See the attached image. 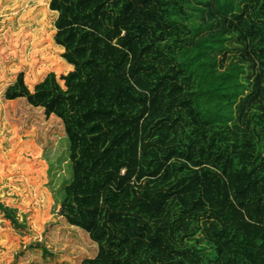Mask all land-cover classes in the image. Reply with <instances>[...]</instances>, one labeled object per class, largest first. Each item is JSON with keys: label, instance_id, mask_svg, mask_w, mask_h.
Wrapping results in <instances>:
<instances>
[{"label": "trees", "instance_id": "1", "mask_svg": "<svg viewBox=\"0 0 264 264\" xmlns=\"http://www.w3.org/2000/svg\"><path fill=\"white\" fill-rule=\"evenodd\" d=\"M48 8L71 69L3 115L22 160L67 139L72 178L14 264H264V0Z\"/></svg>", "mask_w": 264, "mask_h": 264}, {"label": "rangeland", "instance_id": "2", "mask_svg": "<svg viewBox=\"0 0 264 264\" xmlns=\"http://www.w3.org/2000/svg\"><path fill=\"white\" fill-rule=\"evenodd\" d=\"M49 1L0 0V264H14L25 244L42 239L72 178L67 139L58 143L53 163L22 160L27 141L21 144L3 115L5 91L20 73L33 90L49 73L59 77L71 69L55 42L57 13Z\"/></svg>", "mask_w": 264, "mask_h": 264}]
</instances>
